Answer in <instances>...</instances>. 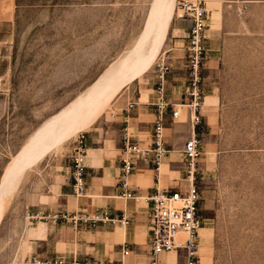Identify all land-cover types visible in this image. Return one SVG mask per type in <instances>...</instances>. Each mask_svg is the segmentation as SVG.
<instances>
[{
	"label": "rangeland",
	"instance_id": "374dc122",
	"mask_svg": "<svg viewBox=\"0 0 264 264\" xmlns=\"http://www.w3.org/2000/svg\"><path fill=\"white\" fill-rule=\"evenodd\" d=\"M177 2L18 4L10 65L0 68V264H26L33 255L23 257L25 230L33 226L26 204L46 190L54 167L68 163L78 133L102 125L111 134L128 102L151 106L160 58L171 67L166 97L179 115L172 119L168 108L171 151L155 173L161 189H186L181 149L192 112L185 105L183 36L189 22L175 18ZM206 3L207 52L195 112L200 155L193 174L203 222L196 237L199 264H264V0ZM142 126L139 143L147 145L151 138ZM167 177L177 186L165 188Z\"/></svg>",
	"mask_w": 264,
	"mask_h": 264
},
{
	"label": "crops",
	"instance_id": "0c3cea01",
	"mask_svg": "<svg viewBox=\"0 0 264 264\" xmlns=\"http://www.w3.org/2000/svg\"><path fill=\"white\" fill-rule=\"evenodd\" d=\"M22 1L33 0H0V68H7L10 65L15 36L14 13ZM177 88L178 92H181L180 88ZM150 94L151 91L148 92L147 98ZM137 99L139 100L140 96ZM126 106L116 117L114 131L111 134L102 125L95 126L85 133L87 176L84 195L75 196L72 192L69 157L68 163L54 167L46 190L34 195L32 201L26 204L24 213L27 218L32 219L29 223L33 226L26 227L25 230L29 235L25 241L27 249L23 257L26 254L40 257L61 254L67 258L76 256L78 259L114 263L122 257L123 246H127L130 252L124 256L126 264L147 263L150 223L148 205L142 198L124 199L119 183L120 132L124 125ZM153 111V107L145 105V101H138L137 106L128 115L129 129L139 142L140 131H137V128H140L139 124L143 125L142 133L148 139L151 138ZM179 140L182 142V139ZM166 161L168 158H165L161 165L166 164ZM52 163L53 161L45 162L42 170H46ZM168 178L171 177L165 180V188L177 186L176 181ZM160 183L161 179L150 164H139L129 177V187H137L140 196L152 194L155 187L161 189ZM102 208L110 212L123 211L129 217V223L126 226L98 225L73 233L68 223L52 224L41 219L51 211L93 212ZM178 261H183L182 250L162 253L159 256V264H177Z\"/></svg>",
	"mask_w": 264,
	"mask_h": 264
},
{
	"label": "built area",
	"instance_id": "2783aa9c",
	"mask_svg": "<svg viewBox=\"0 0 264 264\" xmlns=\"http://www.w3.org/2000/svg\"><path fill=\"white\" fill-rule=\"evenodd\" d=\"M207 0H178L175 18L188 21L185 39L183 67L186 72L187 86L185 92L190 101L185 104L192 112L191 133L184 141L181 149L183 161L186 167L187 187L181 189H159L155 187L152 194L140 196L138 188L129 187V177L139 164H150L158 172L164 157L169 152L165 136V117L170 109L171 118L175 119L179 111L172 108V104L166 97V82L171 72L169 63L164 59H158L154 73V95L150 105L153 107V120L151 141L142 145L137 141L128 125V115L134 109L136 103H127L124 125L120 132V161L121 170L119 183L122 188L121 196L124 199L142 198L148 205L149 225V260L147 264H159V256L171 251H183L181 264H199L197 254L196 237L202 226V219L198 214L199 195L193 185L195 163L200 155V140L195 134V126L199 123V116L195 113L202 99L201 68L206 58L205 29L207 20ZM86 138L85 133L80 132L75 138L70 155L69 179L72 192L75 196L85 194L86 188ZM156 183L158 180L156 179ZM42 220L52 224L61 222L70 224L73 229L91 228L98 225L126 226L129 217L123 212H110L106 208L93 212L76 211L67 213L63 211H51L41 217ZM122 257L114 263L85 260H67L63 256L38 257L29 255L26 264H126L124 256L130 249L122 248Z\"/></svg>",
	"mask_w": 264,
	"mask_h": 264
},
{
	"label": "bare ground",
	"instance_id": "6f19581e",
	"mask_svg": "<svg viewBox=\"0 0 264 264\" xmlns=\"http://www.w3.org/2000/svg\"><path fill=\"white\" fill-rule=\"evenodd\" d=\"M128 77V76H127ZM126 79V78H125Z\"/></svg>",
	"mask_w": 264,
	"mask_h": 264
}]
</instances>
